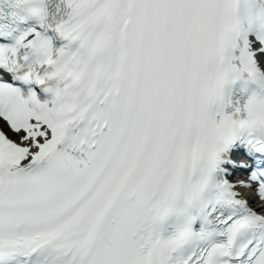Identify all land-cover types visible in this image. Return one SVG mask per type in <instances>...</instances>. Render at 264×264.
<instances>
[{"label": "snow or ice", "instance_id": "1", "mask_svg": "<svg viewBox=\"0 0 264 264\" xmlns=\"http://www.w3.org/2000/svg\"><path fill=\"white\" fill-rule=\"evenodd\" d=\"M0 264H264V0H0Z\"/></svg>", "mask_w": 264, "mask_h": 264}]
</instances>
